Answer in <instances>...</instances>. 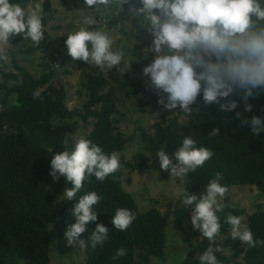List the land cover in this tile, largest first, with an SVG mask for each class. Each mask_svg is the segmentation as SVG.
I'll return each mask as SVG.
<instances>
[{
  "label": "trees",
  "instance_id": "trees-1",
  "mask_svg": "<svg viewBox=\"0 0 264 264\" xmlns=\"http://www.w3.org/2000/svg\"><path fill=\"white\" fill-rule=\"evenodd\" d=\"M28 1L17 0L20 4ZM41 4L46 36V12H53V8L50 0H43ZM126 9L127 6L108 25L122 23L128 18L131 14ZM27 49L29 52L37 50L33 47ZM15 59L12 57V69L2 59L4 64L0 67V264H19L20 261L51 264L48 250L50 226L54 229L58 250L61 253L71 250L64 232L75 222L71 209L76 198L61 200L64 189L71 185L64 184L63 178L53 181L49 175L51 155L71 148L74 136L79 133L80 121L91 128L84 138L102 146L106 153L125 149L131 138L119 131L112 120L117 88L144 94L162 108L152 125L153 132L138 127L148 154L139 152L133 155L132 161L125 163L130 170L156 169L159 166L155 157L157 150L163 147L171 155L179 143V134L188 136L191 133L200 145L211 148L214 155L183 180L184 190L190 194L201 192L209 179L221 172L223 185L252 186L264 194V134L253 135L249 126L241 125L233 113H221L211 105L197 113L186 114L178 109L169 111L157 103L158 96L151 86L128 74L119 75L115 67L108 70L107 77L85 73L82 86L87 100L81 110H71L65 104L66 90L51 70L36 77ZM106 85L110 89L104 91ZM197 99L199 101L200 97ZM248 103L252 110L244 116H264V94H254ZM181 116L185 117L183 122L179 120ZM214 127L219 128V136L211 137L208 133ZM119 176L120 170L103 182L88 176V183L77 194L95 190L103 197L97 206L100 211L97 221L80 234V238L87 239L96 223H102L110 230L109 239L102 247L89 246L83 250L86 264H150L151 256L162 258L164 255L168 213H161L154 207L140 212L133 196L116 180ZM118 207L136 213L135 221L125 231L112 228L111 215ZM230 210L232 215L244 213L243 210ZM219 217L224 236L228 234V225L223 224L224 217ZM245 223L254 236L264 240V210L252 211ZM193 234L198 238L195 250L203 252L208 240L199 237L197 230ZM217 238L214 246L221 247L216 253L221 264H264V245L252 249L230 238V253L224 254ZM120 247H124L127 254L113 259Z\"/></svg>",
  "mask_w": 264,
  "mask_h": 264
},
{
  "label": "clouds",
  "instance_id": "clouds-1",
  "mask_svg": "<svg viewBox=\"0 0 264 264\" xmlns=\"http://www.w3.org/2000/svg\"><path fill=\"white\" fill-rule=\"evenodd\" d=\"M84 2L105 11L115 7L119 13L123 11L122 5L130 6L131 15L125 18L129 31L139 33L143 29L152 38L150 45L142 50V58L149 60L142 72L156 91L158 104L169 111L178 109L186 114L215 106L221 113H233L241 125L249 126L253 135L264 134V116L248 118L243 115L252 110L249 98L264 94V0ZM42 19L40 3L26 11L17 0H0V44H8L10 37L21 34L23 40L39 45L45 38ZM130 20L136 21L135 28ZM86 23L90 25L93 21L89 19ZM64 44L67 55L73 60L98 66L100 71L107 72L122 63L127 68L130 63L126 51L114 49L112 36L100 29L81 26L67 31ZM208 135L219 136V128H212ZM213 155V150L200 145L191 133L188 136L180 133L179 143L171 156L161 147L155 157L161 170L183 181ZM120 167L119 152L106 153L102 146L83 137L70 149L51 155L49 175L53 181L63 178L64 184L71 185L64 189L63 200L76 198L71 209L75 222L64 232L68 247L83 251L89 246L102 247L108 241L110 230L102 223H96L87 239L80 238V234L97 221L100 212L97 206L103 197L95 190L77 194L88 183V176L103 182ZM223 178L221 172H216L199 197L188 190H179L180 203L184 207L191 206L193 228L200 233L199 237L209 242L195 257L198 264H221L216 255L221 247L214 246V241L222 236L221 218L217 213L225 207L223 199L227 186L221 183ZM135 219L134 211L118 207L111 215L112 228L125 231ZM223 224L228 225L227 231L233 240L252 249L264 245V240L254 236L241 216L227 214ZM126 254L124 247L117 248L113 259Z\"/></svg>",
  "mask_w": 264,
  "mask_h": 264
},
{
  "label": "rangeland",
  "instance_id": "rangeland-1",
  "mask_svg": "<svg viewBox=\"0 0 264 264\" xmlns=\"http://www.w3.org/2000/svg\"><path fill=\"white\" fill-rule=\"evenodd\" d=\"M42 1L30 0L21 6L26 11H31L36 3H40L43 16ZM50 4L53 12H46L45 28L47 33L45 40L41 41L44 45L34 46L30 40H23L21 34L10 37V43L0 44V67L5 63L12 69L11 60L14 57L17 63L23 65L36 77L51 70L54 77L60 79L66 90L65 104L67 108L81 110L87 100L85 89L82 86L85 73L101 74L104 77L108 75V71H100L98 66L88 65L78 59L73 60L67 55L64 44L67 31L85 26L108 32L114 40V49L123 48L126 51L130 62L128 67L124 68L123 63L120 66H114L119 75L128 74L151 86L148 78L142 72V69L149 63L148 59L142 58V50L150 45L152 39L146 30L131 33L125 20L122 23H116V25H108L113 17L120 15L115 7L112 11H105L102 7H89L84 0H50ZM126 6V11L130 13L128 4L122 5L123 10ZM89 19L93 21L90 25L86 23ZM129 23L133 28L136 27L135 21L130 20ZM28 47L37 50L29 52ZM151 55L149 53V56ZM109 89L110 86L106 85L103 90ZM114 95L116 109L112 114L113 123L119 131L131 138L125 149L119 152L121 167L119 169L120 176L116 180L124 190L133 196L140 212L154 207L161 213L167 212L169 215L168 225L165 229L164 255L162 258L151 256L150 264H198V259L195 257H198L202 252L195 250L198 238L193 234L195 229L190 222L191 206L184 207L180 203L179 190L184 189L183 181L180 178L170 177L169 172L161 170L159 166L152 170H130L125 165L132 161V157L136 153L148 154L144 150V143L138 127L143 126L148 132H153L152 125L157 120L162 108L152 103L148 96L140 93L133 94L129 89L117 88ZM179 120L183 122L185 117L181 116ZM90 129V125H83L80 121L79 133L74 136L73 144L76 140L84 138ZM201 193L202 191H196L192 194L199 197ZM63 199L62 196L61 200ZM223 203L225 207L220 213H217L218 216L225 217L227 214H232L230 209L243 210L244 213L241 217L245 222L248 214L252 211L264 210V194L259 193L252 186H229ZM48 234L51 264H86L84 252L79 248L72 247L67 253H61L58 250L52 226H50ZM230 238L229 233L217 238L222 245L224 254L230 253ZM19 264L27 263L20 261Z\"/></svg>",
  "mask_w": 264,
  "mask_h": 264
}]
</instances>
